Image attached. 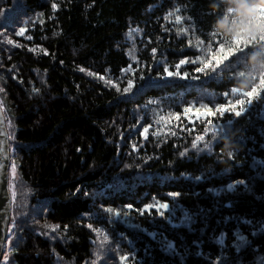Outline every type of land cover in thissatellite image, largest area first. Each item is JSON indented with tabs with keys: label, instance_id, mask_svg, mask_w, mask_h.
<instances>
[{
	"label": "trees",
	"instance_id": "16d2710c",
	"mask_svg": "<svg viewBox=\"0 0 264 264\" xmlns=\"http://www.w3.org/2000/svg\"><path fill=\"white\" fill-rule=\"evenodd\" d=\"M215 14L210 0H0V100L17 175L12 264H92L97 252V264L125 254L127 264H264V99L240 117L196 119L202 105L239 98L229 74L239 56L208 75L191 63L219 46ZM181 59L188 77L165 78ZM208 119L219 139L210 132L198 147L211 140L212 150L193 149ZM156 201L169 205L163 216L140 214ZM88 224L108 234L103 246Z\"/></svg>",
	"mask_w": 264,
	"mask_h": 264
},
{
	"label": "snow or ice",
	"instance_id": "6c2138e0",
	"mask_svg": "<svg viewBox=\"0 0 264 264\" xmlns=\"http://www.w3.org/2000/svg\"><path fill=\"white\" fill-rule=\"evenodd\" d=\"M51 8H52V10H56L58 8V4L52 3ZM176 11L179 12L180 9L177 8ZM169 15H172V13H169ZM167 18L168 17H165V19H167ZM175 19H176L177 23H180L182 17L180 15H176ZM257 19H258V22L264 24V8L259 9ZM41 23H43V21H41ZM184 31H187V29H179L178 33L184 32ZM24 32H25V30L21 29L19 32L16 33V35H23ZM209 35L213 40H217V38H220L218 41V44H219L218 48L215 50V52H213V46L211 43H209L207 46V52L209 53L211 58L210 59H204L202 57H197L195 60L191 61V63L195 64L198 60L202 66L197 67L195 69V71L197 73H204L205 75H208L211 72H216L217 71L216 66H219L222 62L229 61L230 58H235L237 56L242 55L244 52H246L249 49V47L251 46L252 43H254V42L264 43V33H261L259 36H252L249 38H245V37L241 36V37L235 39L232 42L231 46H226L225 43L223 42L222 38L219 37L215 32L212 31L209 33ZM27 38L29 40H31L32 36H28ZM5 42L8 44L14 45L16 47L22 46V45L16 43L15 41H13L11 38H7V37L5 38ZM203 43H204V41H202V40L197 41L198 46L202 45ZM29 51H35V49L31 48V49H29ZM42 51L44 52L45 55L48 54L46 49H42ZM152 52H153V54H155L156 49L153 48ZM187 62L188 61L186 59H181L178 63L175 64V71H170L169 67L167 65H165L163 68V73L165 74V78L166 77H180L182 79L187 78L189 74L187 72L182 73L180 71L181 67L183 65H185ZM213 64H215L216 66H213ZM129 70L130 69H124L123 71L127 72ZM79 71L87 72V75H89V76H96L97 75L96 73H94L92 71H88L83 67H80ZM99 78L101 80L105 79L103 76H100ZM141 79H143V76H141ZM192 79L195 80V79H198V77L192 76ZM105 83L115 87L118 92L121 91L120 87L118 85L114 84V82L112 80H105ZM132 84H133V81L131 79H129L128 80V86L123 89V92L127 93V92L131 91ZM4 91H5L4 88L0 87V93H2ZM33 92L38 93L39 89L34 88ZM230 92L232 95H236L239 98L236 99L234 102L232 100H228L227 103L219 104L215 107V110L208 107L207 105H202L201 109L196 110V112H197L196 119L207 118L209 116H216L217 114H219L220 117H223L225 115V113H231V114H234V116H236V117H240L243 113H245L249 109V107L254 103V101H260L261 99H264V74H261L259 76V78L256 80V82L251 86L250 90L240 91L236 87H232ZM223 95L225 97H228L229 92H225V93H223ZM2 110H3V101L0 100V111H2ZM191 111H192L191 108H185L184 109L185 115H187ZM175 118L179 119V114H176ZM189 120L191 121V117H189ZM228 123L232 124V120L229 119ZM9 126H11L10 122H9ZM220 130H221L220 126L214 124V122L212 120L208 119L206 122V126L204 127L203 134H199V135L195 136V138L191 141V147L193 149H197L198 151H204V150L211 151L212 150V141L211 140L203 143L202 148H199L198 146L200 145L201 142H204L206 140V137L209 135L210 132L212 133V140H218L219 137L216 135V133H218ZM147 132H148V128L146 127L144 129V133L146 134ZM172 134L175 135V133H172ZM10 138H12V137H10ZM187 151H188V149L186 148L183 152H180V156H182V157L185 156ZM228 156H229V158H233L234 152L229 151ZM12 174H13V176H15V174H16V165L14 162L12 164ZM197 179H199V177H197ZM237 183L243 184L244 181L241 180V181H238ZM233 187H234V185H229L230 190ZM85 195H86V193H85ZM168 195L171 197H178L180 195V193L179 192H170V193H168ZM13 196H15V192H13ZM126 207L129 210L132 209L131 204L127 205ZM154 207L156 208L157 212L161 216H163L164 212L161 210L162 209L167 210L169 205L167 203H161L160 201H156L155 204H147L144 206V209H140L138 211L140 212L141 215H143L145 211H148ZM105 211L108 213H114V215L116 217L121 216V212L119 210H116L113 208H107V209H105ZM123 215L128 216L129 212L125 211L123 213ZM44 227H46V228L50 227L51 230L53 232H55L60 226L59 225L53 226V225L45 224ZM87 227L89 229H91L94 233H96L98 238H100L101 246H103L108 241L109 236L103 229H101L99 227H93L92 224H88ZM65 228H67V226H65ZM240 239L244 240L245 238L243 236H241ZM167 247L169 249H173L174 245L169 243L167 245ZM96 256H97V259L93 260L92 264H97V261L100 259V253L97 252ZM119 259H120V264H127L128 260H129V256L127 254L121 255L119 257ZM4 260L5 261L8 260V254L4 255Z\"/></svg>",
	"mask_w": 264,
	"mask_h": 264
},
{
	"label": "clouds",
	"instance_id": "9594fccd",
	"mask_svg": "<svg viewBox=\"0 0 264 264\" xmlns=\"http://www.w3.org/2000/svg\"><path fill=\"white\" fill-rule=\"evenodd\" d=\"M215 11L211 30L222 38L226 46L243 36L249 38L264 33V24L258 22L259 9L264 0H210ZM234 87L246 91L264 74V43L254 42L249 49L229 65Z\"/></svg>",
	"mask_w": 264,
	"mask_h": 264
},
{
	"label": "water",
	"instance_id": "95a60500",
	"mask_svg": "<svg viewBox=\"0 0 264 264\" xmlns=\"http://www.w3.org/2000/svg\"><path fill=\"white\" fill-rule=\"evenodd\" d=\"M11 166V147L3 110L0 111V262L7 239L11 216V195L9 189V169Z\"/></svg>",
	"mask_w": 264,
	"mask_h": 264
},
{
	"label": "rangeland",
	"instance_id": "374dc122",
	"mask_svg": "<svg viewBox=\"0 0 264 264\" xmlns=\"http://www.w3.org/2000/svg\"><path fill=\"white\" fill-rule=\"evenodd\" d=\"M16 174L15 176H13L12 174V166H10V169H9V189L11 188V184H10V181L14 180L16 178ZM11 236L8 238V241L6 239V242L4 244V247H3V256H2V259H1V262L0 264H12V260H11V254H10V245H11ZM5 254H8V260L5 261L4 260V255Z\"/></svg>",
	"mask_w": 264,
	"mask_h": 264
}]
</instances>
